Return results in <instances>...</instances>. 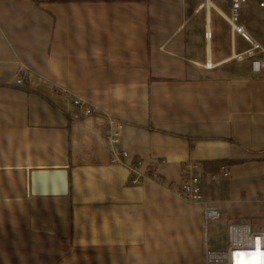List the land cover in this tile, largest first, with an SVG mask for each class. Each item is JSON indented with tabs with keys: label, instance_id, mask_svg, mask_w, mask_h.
I'll list each match as a JSON object with an SVG mask.
<instances>
[{
	"label": "crops",
	"instance_id": "0c3cea01",
	"mask_svg": "<svg viewBox=\"0 0 264 264\" xmlns=\"http://www.w3.org/2000/svg\"><path fill=\"white\" fill-rule=\"evenodd\" d=\"M229 11L230 0H0V264H207L206 247H226L174 185L195 163L224 237L252 218L232 204L264 202V67L231 57L250 44ZM240 22L264 46V6L247 0ZM105 113L124 122L127 163L110 162ZM214 160L232 162L211 180ZM41 167H66L68 193L31 194Z\"/></svg>",
	"mask_w": 264,
	"mask_h": 264
},
{
	"label": "built area",
	"instance_id": "2783aa9c",
	"mask_svg": "<svg viewBox=\"0 0 264 264\" xmlns=\"http://www.w3.org/2000/svg\"><path fill=\"white\" fill-rule=\"evenodd\" d=\"M247 0H230V11L225 15L226 21L231 27L232 34H240L250 45L239 52H233L232 58L236 60H242L244 58H250L251 67L255 71H260L264 67V61H261L257 54L264 51L262 43L254 39L249 32L245 29L244 25L239 22L240 9L242 4ZM260 6H264V0H257ZM205 36H210L209 32L205 33ZM26 76L22 69H18L15 75V82L17 84H23ZM72 105L76 107L79 115L85 117L97 114L98 108L88 101L80 97H71ZM103 127L102 135L110 149V162L120 163L126 162L129 155L128 151L122 146V129L124 122L120 119L105 113L103 115ZM142 164V159H133L128 164L130 169L136 172V175L131 176L129 181L132 184L139 182V176L142 175L138 171V167ZM196 164L193 162L185 163L180 180L174 185L176 191L191 202H197L202 206V219L204 226L210 221L218 220L221 217V211L217 205L212 201L206 199L201 179L198 174L194 172ZM147 175L160 180L161 177L157 173L154 165L150 164L146 169ZM227 175L226 170H220L219 172L210 173L211 180H216L218 174ZM205 232V227H204ZM226 239L227 245L225 248H207L205 249L206 263H221V264H242L255 261V258L259 260L261 264H264V230H254L252 225L248 222H232L226 226ZM255 247L259 250L258 255L255 257Z\"/></svg>",
	"mask_w": 264,
	"mask_h": 264
},
{
	"label": "water",
	"instance_id": "95a60500",
	"mask_svg": "<svg viewBox=\"0 0 264 264\" xmlns=\"http://www.w3.org/2000/svg\"><path fill=\"white\" fill-rule=\"evenodd\" d=\"M29 192L33 195H65L68 193L66 167H41L29 171Z\"/></svg>",
	"mask_w": 264,
	"mask_h": 264
},
{
	"label": "rangeland",
	"instance_id": "374dc122",
	"mask_svg": "<svg viewBox=\"0 0 264 264\" xmlns=\"http://www.w3.org/2000/svg\"><path fill=\"white\" fill-rule=\"evenodd\" d=\"M231 209L236 210V212H239L242 216H251V219H244L243 222H251L250 224L252 225L254 230H264V202L256 203L255 201L251 200H243L241 202L232 204ZM222 226L224 227V221L221 220H216V222L210 221L205 226V235L210 244H220L223 240L226 239V236L224 237L225 232Z\"/></svg>",
	"mask_w": 264,
	"mask_h": 264
},
{
	"label": "trees",
	"instance_id": "16d2710c",
	"mask_svg": "<svg viewBox=\"0 0 264 264\" xmlns=\"http://www.w3.org/2000/svg\"><path fill=\"white\" fill-rule=\"evenodd\" d=\"M46 1H63V2H95V1H104V2H116V1H145V0H46ZM232 161L228 160H214V161H205L203 166L208 171L218 172L220 168L224 165L230 164Z\"/></svg>",
	"mask_w": 264,
	"mask_h": 264
},
{
	"label": "bare ground",
	"instance_id": "6f19581e",
	"mask_svg": "<svg viewBox=\"0 0 264 264\" xmlns=\"http://www.w3.org/2000/svg\"><path fill=\"white\" fill-rule=\"evenodd\" d=\"M207 66H210V67L213 66L211 60L208 62ZM255 249L256 251L254 252V255L256 257L258 255L259 250L257 249V247H255ZM242 264H245V263H242ZM246 264H261V263L259 262V260H257V258H255L254 262L250 261L249 263H246Z\"/></svg>",
	"mask_w": 264,
	"mask_h": 264
}]
</instances>
